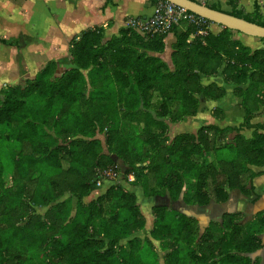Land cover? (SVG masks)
<instances>
[{
    "label": "trees",
    "instance_id": "16d2710c",
    "mask_svg": "<svg viewBox=\"0 0 264 264\" xmlns=\"http://www.w3.org/2000/svg\"><path fill=\"white\" fill-rule=\"evenodd\" d=\"M227 3V14L264 26L258 6L245 13L236 9V0ZM231 33L224 28L200 37L190 25L182 33L174 27L152 36L124 29L105 39L95 27L71 40V67L60 75L56 64L47 62L24 85L0 90V154L6 142L20 144L10 173L0 156V264H159L157 241L160 251L170 248L163 264H257L249 254L264 247V216L259 214L253 230L238 214H225L200 235L198 222L181 209L222 205L233 191L247 194L264 171V124L252 123L264 114V48L251 50ZM168 34L175 39L169 55ZM218 72L242 99V122L223 128L209 124L170 139L169 124L194 115L199 97L224 96L218 84L201 83V77ZM80 104L84 111H78ZM212 116L222 118L218 109ZM250 129L245 138L241 132ZM221 150L228 158L219 157ZM115 165L124 176L103 180L98 186L103 193L85 203L83 198L98 189V175H86ZM61 173L74 178L67 184L71 196L48 209L62 221L56 229L44 226L55 231L48 236L39 229L42 223L34 229L26 217L46 193L57 198L52 184ZM138 196L147 200L146 210ZM71 197L76 198L72 216L63 208ZM13 208L22 211L15 225L8 223ZM147 212L153 217L148 237H132L145 226ZM41 244L52 247L49 260L36 253Z\"/></svg>",
    "mask_w": 264,
    "mask_h": 264
},
{
    "label": "crops",
    "instance_id": "0c3cea01",
    "mask_svg": "<svg viewBox=\"0 0 264 264\" xmlns=\"http://www.w3.org/2000/svg\"><path fill=\"white\" fill-rule=\"evenodd\" d=\"M194 1L209 7L216 6L225 13L231 10L227 0ZM254 6H258L264 21V0H236V9L245 13H252ZM153 8L151 0H0V90L8 86L24 85L26 81L32 80L47 62H54L55 74L60 75L71 67V40L78 39L83 31L101 28L103 37L109 39L119 35L120 30L127 29L129 19L149 16ZM187 27L188 25L182 23L175 28L178 33H182ZM223 29L219 25L209 24V31L213 34L220 33ZM232 37L251 50L264 48V41L261 39L235 31H232ZM193 38L194 34L189 35L187 42H191ZM174 40L172 34L166 36L165 54L169 55ZM201 83L218 84L224 88V96L217 100L199 97L200 102L194 115L169 124L170 139L183 133H195L199 127L209 124L223 128L242 122L245 112L242 99L234 95L235 85L224 83L220 72L201 77ZM213 109L221 112L220 120L212 116ZM252 123L264 124V114L255 117ZM252 132L250 129L241 134L250 138ZM252 169L264 170L254 167ZM181 209L187 210L186 215L198 222L200 235L210 221H217L225 214H238L242 223L251 221L258 214L264 216V171L254 177L252 190L247 194L233 191L230 192L228 201L222 205L211 202L200 210L186 208L185 205H182ZM261 240L264 243V233ZM157 248L160 249L159 244ZM165 252L160 251L162 256ZM249 257L252 263L264 264V247L249 254Z\"/></svg>",
    "mask_w": 264,
    "mask_h": 264
},
{
    "label": "rangeland",
    "instance_id": "374dc122",
    "mask_svg": "<svg viewBox=\"0 0 264 264\" xmlns=\"http://www.w3.org/2000/svg\"><path fill=\"white\" fill-rule=\"evenodd\" d=\"M231 36H232V33H231ZM233 38V37H232ZM234 39V38H233ZM68 67V66H67ZM70 68V66H69ZM78 111H84L85 110V106L80 104V106L77 108ZM231 136L228 135L227 136V139H229ZM96 138H102V134L101 133H98L96 134ZM60 141V144H65L66 141H67V138H62L59 140ZM220 143V142H219ZM218 143V145H219ZM19 147H20V144L18 142H15L14 144H11L9 141L5 143V149L2 150V153L0 154L1 156V161H2V164H3V169H4V172L7 174V173H10L11 170H12V159L13 158H16L17 157V151L19 150ZM220 154H219V157H227L228 154H230L228 151L226 150H221L219 151ZM228 158V157H227ZM61 165H63V169L66 168V163H64L63 161H61ZM99 170H94L90 173H88L86 175V178L87 179H92L94 178L95 175H98L99 176ZM72 179H74L73 177H69V176H66L64 174H59L57 175L55 178H54V183L52 184V195L55 196V200H51L49 198V193H46V199L43 201V203L41 205H38V206H34L30 209L29 213H28V217H26V219H28V223L27 225L31 226L32 228L34 229H38L36 223H42L43 224V227H39V229L46 235H51V233H54L55 231L53 230H48V229H45L44 226H53L54 229L57 228V226L62 222L61 219L59 218H56L54 216V212L52 211H49L48 209L52 206H57L59 205L60 202L64 201L67 197L71 196L70 192L68 191V186L67 184L69 183V181H72ZM4 182L9 185L10 184V179L7 177L4 179ZM98 189H96L95 191H93L89 196L83 198V201H86L88 202L89 198L91 199L92 197H97L98 195L101 194V192L103 193L102 189L103 188H100L98 186H96ZM130 187V186H129ZM43 192V190H42ZM61 195H63L61 197ZM97 195V196H96ZM48 197V198H47ZM85 199V200H84ZM138 200H139V203L142 204L143 206V209H147L146 207H148V205H146V199H141L140 196H138ZM85 202V203H86ZM75 203H76V198L75 197H71L70 198V202L69 204H65L63 205V208L64 209H67L69 208V215H73L74 214V211H75ZM2 206H3V203L0 204V210L2 209ZM22 209V208H21ZM26 210V208H25ZM144 210V211H145ZM147 221L145 223V226L143 227V229L139 230L138 232L132 234V237L133 236H137L139 237L140 239H144L146 237H148V234H149V231L151 229V226H152V223H153V217L151 216V214L149 212H147ZM22 214V211L19 210L18 208H13V209H10L9 210V213L8 215L10 216V219H9V224L11 222V224H19L20 223V215ZM260 218L259 214L257 216H254V218L248 222V225H247V228L248 229H253V230H256L258 229V225L256 223V221ZM251 219V218H250ZM63 243H65L67 241L66 237L64 236H59V235H56ZM124 241L126 240H123L121 241V244L124 243ZM158 244L159 243H154L155 245V251H157V254H158V261L160 262V264H163V261H162V253H160V249H157L158 247ZM51 246L49 244L45 245V244H41L39 245L37 248H36V253L39 255V258H42V256H44L45 259L49 260L50 257H51ZM170 248H167V250H169ZM8 258H12V253H8ZM14 264H20V263H14ZM32 264H35V261L32 260ZM60 264V263H58ZM63 264V263H61Z\"/></svg>",
    "mask_w": 264,
    "mask_h": 264
},
{
    "label": "built area",
    "instance_id": "2783aa9c",
    "mask_svg": "<svg viewBox=\"0 0 264 264\" xmlns=\"http://www.w3.org/2000/svg\"><path fill=\"white\" fill-rule=\"evenodd\" d=\"M182 23L195 27L196 34L200 37H205L209 33V23L205 19L167 2H158L154 5L149 16L129 19L127 29L143 36L163 35ZM120 176L124 175L116 165L108 167L99 172L96 184L99 186L103 180L114 181ZM126 180L127 183L133 182V173H129Z\"/></svg>",
    "mask_w": 264,
    "mask_h": 264
},
{
    "label": "water",
    "instance_id": "95a60500",
    "mask_svg": "<svg viewBox=\"0 0 264 264\" xmlns=\"http://www.w3.org/2000/svg\"><path fill=\"white\" fill-rule=\"evenodd\" d=\"M163 1L180 7L196 16L205 19L208 22L219 25L225 29L235 31L246 36L264 39V26L232 16L220 10L212 9L209 6L198 3L194 0Z\"/></svg>",
    "mask_w": 264,
    "mask_h": 264
}]
</instances>
